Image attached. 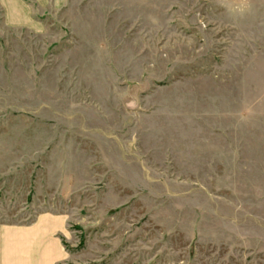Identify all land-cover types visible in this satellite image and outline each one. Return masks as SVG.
Masks as SVG:
<instances>
[{
	"label": "rangeland",
	"instance_id": "rangeland-1",
	"mask_svg": "<svg viewBox=\"0 0 264 264\" xmlns=\"http://www.w3.org/2000/svg\"><path fill=\"white\" fill-rule=\"evenodd\" d=\"M32 225L55 264H264V0H0V235Z\"/></svg>",
	"mask_w": 264,
	"mask_h": 264
},
{
	"label": "crops",
	"instance_id": "crops-1",
	"mask_svg": "<svg viewBox=\"0 0 264 264\" xmlns=\"http://www.w3.org/2000/svg\"><path fill=\"white\" fill-rule=\"evenodd\" d=\"M46 233H39L38 225L15 227L19 235L5 240L0 235V264H55L60 259L54 245L56 238L52 235V228H41ZM22 234V236H21ZM11 239H15L11 241ZM7 245L9 247H4Z\"/></svg>",
	"mask_w": 264,
	"mask_h": 264
}]
</instances>
